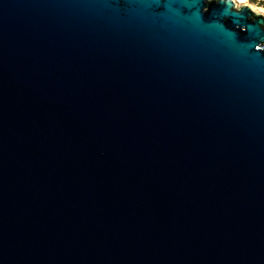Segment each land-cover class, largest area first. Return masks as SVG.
Wrapping results in <instances>:
<instances>
[{
  "label": "water",
  "instance_id": "water-1",
  "mask_svg": "<svg viewBox=\"0 0 264 264\" xmlns=\"http://www.w3.org/2000/svg\"><path fill=\"white\" fill-rule=\"evenodd\" d=\"M0 264H264V15L0 0Z\"/></svg>",
  "mask_w": 264,
  "mask_h": 264
},
{
  "label": "rangeland",
  "instance_id": "rangeland-1",
  "mask_svg": "<svg viewBox=\"0 0 264 264\" xmlns=\"http://www.w3.org/2000/svg\"><path fill=\"white\" fill-rule=\"evenodd\" d=\"M234 1L236 2V7H239L240 5L246 3V4L251 5V7H252V9H253V11H254L255 13H261V14L264 15V8L261 7V6H259V5L256 4V3H252V2H250L249 0H234Z\"/></svg>",
  "mask_w": 264,
  "mask_h": 264
},
{
  "label": "trees",
  "instance_id": "trees-1",
  "mask_svg": "<svg viewBox=\"0 0 264 264\" xmlns=\"http://www.w3.org/2000/svg\"><path fill=\"white\" fill-rule=\"evenodd\" d=\"M249 1L252 2V3H256L259 6L264 8V0H249Z\"/></svg>",
  "mask_w": 264,
  "mask_h": 264
}]
</instances>
